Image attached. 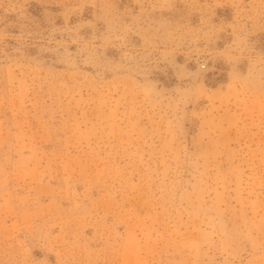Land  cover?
Listing matches in <instances>:
<instances>
[{"label": "rangeland", "instance_id": "rangeland-1", "mask_svg": "<svg viewBox=\"0 0 264 264\" xmlns=\"http://www.w3.org/2000/svg\"><path fill=\"white\" fill-rule=\"evenodd\" d=\"M0 264H264V0H0Z\"/></svg>", "mask_w": 264, "mask_h": 264}]
</instances>
